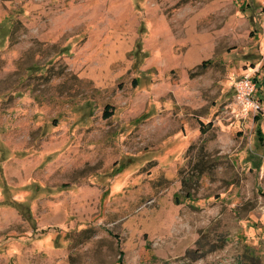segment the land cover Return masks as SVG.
I'll return each instance as SVG.
<instances>
[{
    "label": "rangeland",
    "instance_id": "rangeland-1",
    "mask_svg": "<svg viewBox=\"0 0 264 264\" xmlns=\"http://www.w3.org/2000/svg\"><path fill=\"white\" fill-rule=\"evenodd\" d=\"M0 264H264V0H0Z\"/></svg>",
    "mask_w": 264,
    "mask_h": 264
},
{
    "label": "built area",
    "instance_id": "built-area-1",
    "mask_svg": "<svg viewBox=\"0 0 264 264\" xmlns=\"http://www.w3.org/2000/svg\"><path fill=\"white\" fill-rule=\"evenodd\" d=\"M257 83L250 76H245L236 83V98L246 112H258L262 109L259 99L256 97Z\"/></svg>",
    "mask_w": 264,
    "mask_h": 264
},
{
    "label": "trees",
    "instance_id": "trees-1",
    "mask_svg": "<svg viewBox=\"0 0 264 264\" xmlns=\"http://www.w3.org/2000/svg\"><path fill=\"white\" fill-rule=\"evenodd\" d=\"M206 62H207V61H206ZM203 64H206V63H203ZM105 115H106V116H111V115H112V112H109L108 110H106V111H105ZM254 120H255V122L258 123L257 130H258L259 132H261V128H260V120H261V116H260L259 114L255 115Z\"/></svg>",
    "mask_w": 264,
    "mask_h": 264
}]
</instances>
